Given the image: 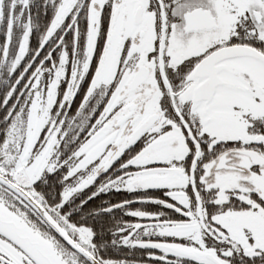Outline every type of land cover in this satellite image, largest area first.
Masks as SVG:
<instances>
[{"label":"snow or ice","instance_id":"snow-or-ice-1","mask_svg":"<svg viewBox=\"0 0 264 264\" xmlns=\"http://www.w3.org/2000/svg\"><path fill=\"white\" fill-rule=\"evenodd\" d=\"M0 264H264V0H0Z\"/></svg>","mask_w":264,"mask_h":264}]
</instances>
